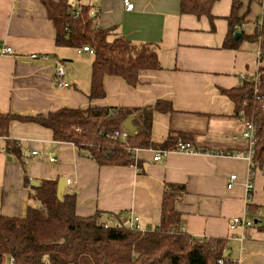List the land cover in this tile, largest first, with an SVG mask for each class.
I'll return each instance as SVG.
<instances>
[{"label": "crops", "instance_id": "0c3cea01", "mask_svg": "<svg viewBox=\"0 0 264 264\" xmlns=\"http://www.w3.org/2000/svg\"><path fill=\"white\" fill-rule=\"evenodd\" d=\"M131 1L134 9L125 11L122 0H71L72 8L89 5L99 28L115 27L135 44L154 46L160 61L159 69L141 70L135 86L121 77L104 76L105 95L90 99L93 54L55 44L56 30L41 0H0V43L14 51L0 52V113L11 117L7 138L19 146L18 154L0 152V214L21 217L28 206L40 205L30 181L64 178L70 179L64 191L75 193L79 216L99 211L107 220L121 213L126 220L137 216L141 229H153L159 225L164 185L184 184L186 192L175 203L183 231L193 237L225 238L230 264H264V233L254 226L229 228L235 215L245 212L248 219L254 218L247 212L250 204L264 213V177L257 170L248 193L249 144L241 137L243 121L221 92L238 86L240 75L258 73L259 42L244 40L238 49L222 48L232 0L216 1L212 20L181 13L180 0ZM245 9L244 0L241 12ZM261 12L259 3L249 5L248 22L242 26L246 34L253 33ZM33 52L52 58L25 56ZM54 58L67 70V87L52 82ZM158 99L169 100L173 110L153 113V142L162 143L172 131H182L199 150L222 154L172 152L154 162L152 150L158 148H146L134 152L137 168L99 165L74 144L54 141L50 129L21 119L63 107H143ZM2 146L5 137L0 136ZM49 155L56 160L50 161ZM232 174L235 182L227 188Z\"/></svg>", "mask_w": 264, "mask_h": 264}, {"label": "trees", "instance_id": "16d2710c", "mask_svg": "<svg viewBox=\"0 0 264 264\" xmlns=\"http://www.w3.org/2000/svg\"><path fill=\"white\" fill-rule=\"evenodd\" d=\"M218 0H180L181 13L212 20L211 9ZM48 18L54 24L55 44L73 48L87 45L93 50L91 64L90 99L105 95L103 78L106 75L123 78L135 86L141 70L160 68L155 47L135 44L119 35L115 27L101 29L94 23L89 5L72 8L71 0H41ZM258 0H232L226 17L228 31L222 48L238 49L242 41L257 42L258 24L252 34L242 30L249 5ZM94 11V10H93ZM264 23V8L261 12ZM260 18V19H261ZM240 32L235 38L234 33ZM264 36V27L262 29ZM111 37V38H110ZM234 106V113L242 120H252L255 125L253 161L259 169L264 167V38L259 55L258 76H244L234 88L221 91ZM169 100L158 99L153 105L143 107L88 106L63 107L45 115L21 118L33 121L52 131L56 142H70L85 150L99 165H139L134 152L146 148H173L177 142L191 141L182 131H172L162 143L151 140L153 113L172 112ZM242 112V114H240ZM134 118L137 127L126 140L112 137L115 129L122 128V121ZM9 115L0 113V136L5 146L14 154L19 153L15 141L7 138ZM128 147L131 151H128ZM26 184L29 183L25 179ZM57 180L43 179L39 186L30 185L32 196L39 206H28L21 217L0 214V264L12 259L14 264H210L228 251L225 238L193 237L183 231L180 213L175 203L186 192L184 184L166 183L159 209V225L153 229L136 230L123 224L127 217L114 214L121 225L103 227L106 220L97 211L82 217L76 213L75 193L64 191L62 199L56 196ZM259 211V214H257ZM254 227L264 233V213L248 205ZM227 258L228 255L226 256ZM231 262V261H230Z\"/></svg>", "mask_w": 264, "mask_h": 264}, {"label": "built area", "instance_id": "2783aa9c", "mask_svg": "<svg viewBox=\"0 0 264 264\" xmlns=\"http://www.w3.org/2000/svg\"><path fill=\"white\" fill-rule=\"evenodd\" d=\"M258 1L261 5L262 11H263L264 0H258ZM122 4H123L125 11H131L134 9V4L131 0H122ZM78 13L79 12L77 9V11H75L74 15H78ZM93 14H94V11L91 10L90 15H93ZM263 27H264V23H263V20L261 18L260 21L258 22V29L260 32L259 37H258V42L260 44L259 55L261 53V43H262L263 38H264L263 33H262ZM82 50L89 52V53H92L91 48H89L88 46L82 47ZM0 52H2V53H4V52L5 53H13L14 51L12 50L11 47L1 45V43H0ZM25 56L30 60H40V61H50V59L52 58V56L50 54L40 53V52L29 53ZM66 76H67V70H66L64 64L61 61L54 58V68H53V72H52L53 84L58 88L67 87L68 81L66 80ZM257 76L258 75H255V79L257 78ZM243 78L244 77L242 75H240V79H243ZM111 136L112 137H119L122 140H126L129 136V132L123 128L115 129V130H113ZM241 137L243 139L247 140L248 144H249L248 149L245 153V156L249 160V167H250L249 180H248L247 186H246L248 193H249L251 191V188H252L251 179L254 176L255 172L258 170V168L256 167V164L253 161V155L255 152V150L253 148L254 143H255V125H254L252 120L244 121L243 129L241 131ZM128 151H131V149L129 147H128ZM0 152L4 153V154H11L12 149L10 147H7V146H2L0 148ZM172 152H178V153H198V152L201 153L202 152V153H207V154H209V153L222 154V153H219L217 151L209 150V149L199 150L192 143L186 141V142H177L173 148H169V149H165V148L159 149L158 148V149L152 150V153H153L152 161H154V162L161 161L166 155H168ZM223 155H225V154H223ZM226 155H238V153H226ZM49 160L53 162L56 160V158L52 155H49ZM259 172L264 177V167L259 169ZM235 178H236L235 174H232L229 176V179L226 183L227 188H231L233 186V184L235 182ZM69 183H70V179L66 180V184H69ZM257 214H259V213H257ZM138 220L139 219L137 216H131L128 218V220H125L123 224L128 225L130 228H133L136 230H143L138 225ZM102 225H103V227L106 228V227L111 226V225H121V224L116 220L115 215H110L108 220L103 222ZM253 225H254V220L248 219L245 215V212H244L240 215H235L231 218L229 228L234 229L235 227H240L241 229L245 230V229L252 227ZM9 264H14L12 259L9 260ZM210 264H230V260L225 255L224 256H218Z\"/></svg>", "mask_w": 264, "mask_h": 264}, {"label": "water", "instance_id": "95a60500", "mask_svg": "<svg viewBox=\"0 0 264 264\" xmlns=\"http://www.w3.org/2000/svg\"><path fill=\"white\" fill-rule=\"evenodd\" d=\"M240 32H235L234 33V37L237 38L240 36ZM134 118L132 116L124 119L122 121V128L127 130L129 132L130 135H133L137 129V127L134 125L133 123ZM30 185L37 187L39 184L35 181H30ZM65 185H66V180L64 178H60L57 182V186H56V196L59 200L62 199V195L64 193V189H65ZM257 221L254 220V223H256ZM226 255V254H225Z\"/></svg>", "mask_w": 264, "mask_h": 264}, {"label": "bare ground", "instance_id": "6f19581e", "mask_svg": "<svg viewBox=\"0 0 264 264\" xmlns=\"http://www.w3.org/2000/svg\"><path fill=\"white\" fill-rule=\"evenodd\" d=\"M84 46H87V45H84ZM84 46H82V47H84ZM89 47V46H88ZM89 48H91V47H89ZM91 50H92V48H91ZM91 54H93V50H92V53ZM255 75H258V73H256ZM254 75V76H255ZM243 76V75H242ZM244 77V76H243ZM239 79H240V76H239ZM242 79H240V81H241ZM240 114H242V112H240ZM242 120V119H241ZM243 121V123H244V120H242ZM246 121V120H245ZM109 218V217H108ZM108 220V219H107ZM106 220V221H107ZM105 222V221H104ZM10 260V259H9Z\"/></svg>", "mask_w": 264, "mask_h": 264}, {"label": "rangeland", "instance_id": "374dc122", "mask_svg": "<svg viewBox=\"0 0 264 264\" xmlns=\"http://www.w3.org/2000/svg\"><path fill=\"white\" fill-rule=\"evenodd\" d=\"M258 3H259V1H258ZM259 4H260V3H259ZM259 21H260V20H259ZM259 21H258V22H259ZM258 22H257V23H258ZM253 23H254V22H253ZM5 264H9V260H6V261H5Z\"/></svg>", "mask_w": 264, "mask_h": 264}]
</instances>
